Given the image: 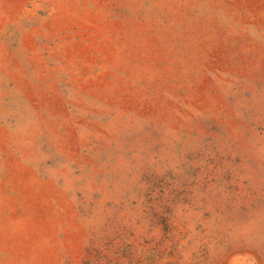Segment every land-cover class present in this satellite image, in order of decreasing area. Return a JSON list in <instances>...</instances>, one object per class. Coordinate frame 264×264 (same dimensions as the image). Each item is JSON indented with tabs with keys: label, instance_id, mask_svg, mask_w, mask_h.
<instances>
[{
	"label": "rangeland",
	"instance_id": "1",
	"mask_svg": "<svg viewBox=\"0 0 264 264\" xmlns=\"http://www.w3.org/2000/svg\"><path fill=\"white\" fill-rule=\"evenodd\" d=\"M0 264H264V0H0Z\"/></svg>",
	"mask_w": 264,
	"mask_h": 264
}]
</instances>
